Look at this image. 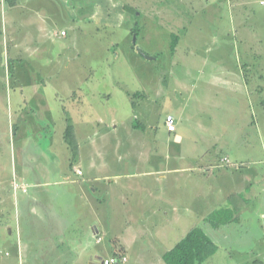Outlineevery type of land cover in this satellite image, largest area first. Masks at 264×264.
Masks as SVG:
<instances>
[{"label":"rangeland","instance_id":"1","mask_svg":"<svg viewBox=\"0 0 264 264\" xmlns=\"http://www.w3.org/2000/svg\"><path fill=\"white\" fill-rule=\"evenodd\" d=\"M261 1L44 0L39 10L47 18L44 31L57 29L59 33L67 31L69 35L58 39L52 34L53 37L46 42L45 37L40 38L42 35L36 33L37 27L30 29L24 44L25 68L17 74L20 81L16 85L22 90L19 92L14 86L15 75L5 62L6 53L13 54L12 50L16 49L10 42V6L2 0L0 198L4 200V195L9 196L11 185L19 189L20 181L27 184L51 182L42 188V198L49 201L45 206L52 212L66 209L72 203L70 195L73 197L71 179L64 172L70 150V145H66L70 129L73 131L71 142L80 145L82 155L89 154L91 159L93 150H102L99 144L103 142L107 144L108 159H117L116 164L123 167L121 172L103 181L105 196L108 190H114V193L107 197L108 203L98 205V226L102 227L104 235L101 244L93 242V250L100 256H109L118 240L119 245L128 248L124 264H143L144 260L154 262L159 247L160 251L167 253L196 227L202 228L219 246L218 253L210 258L211 264H231L229 253L243 259L247 255L245 250L254 247L249 255L258 256L262 235L257 234L256 229H214L198 215H181V210L189 205L187 202L194 199L192 193L196 185L184 182V176L191 172L179 174L180 171L176 170L179 169L176 166H180L177 150H168L160 136L167 135L164 122L168 115H173L181 123L176 133L183 138L179 140L183 149L180 153L201 152L213 142L207 140L211 131H217L215 133L221 137L226 135L223 125L227 124L222 119L227 122V109L219 112L216 123H210L214 118L207 112L208 103L198 105L196 98L191 96L193 92H185V86L191 88V85L208 78L200 75L202 70L207 73V69L241 63L240 53L245 47L254 45L245 38L251 41L260 39L264 43V6ZM136 16L139 17L137 20ZM14 18L18 19L19 13H15ZM138 22L142 25L141 31L130 38L126 32L135 28ZM73 25L75 27L71 28ZM11 33L20 35L22 32L16 27ZM174 34L180 37V43L172 53L171 36ZM134 38L138 39L137 46L142 53L131 50ZM61 42L65 50L59 49ZM36 68L42 74L34 73ZM36 79L45 81L42 91L40 87L31 86L38 83ZM79 84L83 85L81 91L77 90ZM72 86L78 91L77 100H82L73 103V97H58L69 94ZM137 92L144 93L145 98L133 100L129 96ZM180 92L182 99L188 98L186 102L178 98ZM83 94L86 98L82 97ZM61 110L65 115L60 120L58 113L61 114ZM211 111L215 110L212 108ZM131 121L140 124V128L132 129ZM130 131L138 137L139 145L135 149L131 143L122 142L131 140ZM193 138L199 142H194ZM57 149L61 152L57 153ZM123 150L129 153L125 154ZM170 155L172 160L168 159ZM79 161L88 176L89 160L82 161L81 156ZM169 162L172 172L164 182L155 183L160 177L157 172L163 171ZM43 165L48 169L46 172ZM193 173L199 174L200 171ZM57 181L60 184H55ZM128 181L141 182L139 189L148 184L159 185L164 189L162 195L166 189L167 195L171 196V204H166V211L170 210V213L160 214L168 223L166 238L161 237L164 240L158 237L156 226L162 219L156 218L157 215L153 218V213L149 212V208L159 201L144 197L143 204L148 212L135 210L133 207L139 198L131 195L133 190ZM14 211L13 208L12 213ZM5 217H8L7 213ZM4 223V218L0 217V264H20L13 253V244L19 243L21 236H10ZM119 245L117 254L125 255V249ZM158 256H161L160 252Z\"/></svg>","mask_w":264,"mask_h":264},{"label":"crops","instance_id":"2","mask_svg":"<svg viewBox=\"0 0 264 264\" xmlns=\"http://www.w3.org/2000/svg\"><path fill=\"white\" fill-rule=\"evenodd\" d=\"M43 1L17 0V3L13 6L9 5V14H11L9 19L10 42L14 43L16 51L12 50L14 51L13 54L12 52L10 54L9 52L6 53V57L5 55L4 57L6 58V65L15 75L14 79L17 81H15L14 86L15 90L19 92H22V90L21 87L18 88L16 85V82L20 81L17 74H20L21 70L25 68L23 63L24 53H26L24 44L27 42L30 29L37 27L36 33L38 36L42 35L40 38L45 37L46 42L53 37L52 34L58 39L67 38L69 35L67 31L59 33L57 29L44 31V24L47 18L39 11L41 10L40 3H43ZM2 3V0H0V5ZM15 13H19L18 19L14 18ZM28 16L30 19H28ZM136 26L140 27L138 31H141L142 25L139 22ZM16 27H19L23 34L13 35L11 32ZM74 27L73 25L71 28ZM132 30L130 28L126 32L128 33L126 35L130 38L133 37ZM63 32H65V35H62ZM137 36L139 37V35ZM143 39L145 40V38ZM245 40L249 43H254V45L245 47L244 51L240 53L241 63L238 62L240 65L231 63L227 68L207 69V73L202 70L200 75L208 78H204L198 84L191 85V88L185 86V92L189 93L192 91L193 95L191 96L196 98L198 105L202 106V104L208 103L209 109H207V112L214 118V120H210V123H216L219 112L227 109V122L225 123L224 119H222V122L227 124V126L222 124L223 133H226V135L224 134L221 137V135L218 136L215 133L217 131H211L208 133L210 138L207 136L204 138L213 140V142L201 149V152L180 153L179 151L183 149L179 140H183V138L181 134H176L181 127L180 120L176 118V131L169 132L165 124L167 135L163 134L160 137L163 138L168 150H177L176 155L179 158L180 166H176V168H179L176 170L180 171L179 174L191 172L184 176V182L191 186L196 185L192 193L194 199L187 202L189 205H187L186 209L181 210V215L195 214L208 223L206 221L207 218L216 211L228 210L232 215L228 224L217 228L211 225L214 229L240 227L241 229L251 230L254 228L257 234L262 235V247L259 250L261 253L258 256L249 255L255 247L245 250L247 255L243 259L236 258L229 253L231 264H264V43L260 39L251 41L245 38ZM61 43L59 49L61 47V50H65L63 42ZM243 43H245L244 40ZM138 44V39H136V46ZM136 46L132 43L131 50L134 53ZM18 56L20 57L19 60L17 59ZM38 69L36 68L34 73L42 74ZM44 82L42 79L38 83L31 84V86L40 87L39 89L42 91ZM77 87V90L81 91L83 85L79 84ZM70 88L72 89L68 91L70 92L69 94H60L58 97L63 99L64 97L68 99L73 97V103L82 100V98L77 100L78 91L76 87L72 86ZM60 91L66 92L64 88H60ZM194 91H196V94H194ZM129 96L133 100L139 97L145 98L144 93L140 94L139 92ZM177 96L182 99L183 95L180 92ZM82 97L86 98V94H83ZM186 100L188 98L182 99V102H186ZM212 108L215 110L214 112L211 111ZM198 111L200 112V109ZM50 113L52 112L50 111ZM58 115L60 120L63 119L64 110H61V114L58 113ZM199 122L198 119L197 123ZM140 126L136 121L130 122L132 129H139ZM172 134L175 135L173 136ZM133 135L135 136L133 137ZM74 136L76 138V134ZM129 137H131V140L122 141L123 144L131 143L132 149L138 147L137 134L130 131ZM193 141L199 142L196 138H193ZM66 142L67 146L70 145L68 146L70 150H68L64 172L67 175L69 174L68 177L71 179L69 184L73 185L70 190L73 197L69 194L70 202L72 203L66 209L64 208L62 212H52L45 206L49 201L42 198L44 191L42 188L44 185H50L51 182L27 184L20 181L21 186L18 185L19 189L11 185L9 196L4 195V200L0 198V206H2L0 217L5 220L4 229L6 231L9 230L10 236L15 234L21 236L19 243L13 244V253L17 255L20 264H101L102 259H110L119 255L117 254L118 240L115 241L114 248L107 257L100 256L97 251L93 250L95 247L93 242H96L97 245L101 244L104 235L102 227L98 226V205L104 204L106 201L108 203L107 197L114 193V190L107 191L105 189L107 191L105 196V184L103 181L108 180L116 172H121L123 167L120 164H116L117 159H108L109 152L105 148L106 142V145L100 142L99 145L102 150H93L91 159L89 154L85 153L82 155L80 145L71 144L67 138ZM116 151L119 152L120 150ZM123 151L125 152V150ZM56 152L60 153L61 150L57 149ZM81 156L82 161L85 158L89 160L88 176L87 170H83L80 166L81 161L79 160ZM225 157L230 160V164L222 167L221 161ZM168 159L172 160V156L170 155ZM165 166L163 171L157 172L160 177L155 183L164 182L163 180L166 179V176L172 172L170 162ZM22 168L26 169V166L22 165ZM42 168L45 172L48 170L44 165ZM79 171L82 172L81 175L78 174ZM193 171H200L201 174H194ZM55 184H60V182L57 181ZM128 184L133 190L130 192L131 195H138L139 198L134 204L133 208L135 210L146 211L143 198L153 197L159 201L155 202L156 206L149 208V212L153 213V218L157 215L156 218L162 219L165 218L160 215L162 212L165 215L170 213V210L166 211V204H171V196L167 195L166 189L164 195H162L161 191L164 189L162 190L159 185L154 187L148 184L143 186L145 187L143 191V187L139 189L141 182L133 183L128 181ZM162 186L165 188V185ZM101 195L106 198L103 197L101 199ZM166 197L168 199H165ZM42 199L45 200L42 201ZM150 202L152 203L151 199ZM13 208L15 211L12 213ZM72 208L75 210H72ZM6 213L8 217H5ZM167 224L162 219L161 223L156 225L158 237L161 238L163 236L166 238ZM159 228H161L160 231ZM140 229L142 231V228ZM22 235L25 237L23 238ZM99 238L101 239L100 242ZM161 239L164 240V238ZM6 240L9 241L8 236ZM158 243L160 244V242ZM121 245L125 249V256L128 258L127 246ZM156 252L154 262L149 261L147 263V260H144L143 264H165L163 262L164 251H160L159 247ZM159 252L161 256H158ZM210 261L209 258L204 264H211L212 262Z\"/></svg>","mask_w":264,"mask_h":264},{"label":"trees","instance_id":"3","mask_svg":"<svg viewBox=\"0 0 264 264\" xmlns=\"http://www.w3.org/2000/svg\"><path fill=\"white\" fill-rule=\"evenodd\" d=\"M5 4L13 6L17 0H4ZM128 8V7H127ZM136 20L139 18L135 17ZM139 28L136 26L132 30V34L136 35ZM180 37L176 34L172 36L171 52L174 53L179 45ZM138 127V125H136ZM73 131L67 132V140L71 142L73 139ZM73 142H71L72 144ZM231 213L223 209L216 211L207 218V222L217 228L227 225L231 219ZM218 252L216 243L204 232L202 228L192 229L173 249L163 255L165 264H204L209 258Z\"/></svg>","mask_w":264,"mask_h":264},{"label":"built area","instance_id":"4","mask_svg":"<svg viewBox=\"0 0 264 264\" xmlns=\"http://www.w3.org/2000/svg\"><path fill=\"white\" fill-rule=\"evenodd\" d=\"M260 4L264 6V0H262L260 2ZM62 35H65V32H63ZM165 124H166V128L169 132H175L176 131L177 121L173 115L167 116V118L165 120ZM229 164H230V160L227 157L222 159V161H221L222 167L228 166ZM78 174L81 175L82 172L79 171ZM24 191H26V190L24 189ZM100 241H101V239H99V242ZM126 262H127V257L125 255H121V254L114 256L110 259H102L101 260V264H124Z\"/></svg>","mask_w":264,"mask_h":264},{"label":"water","instance_id":"5","mask_svg":"<svg viewBox=\"0 0 264 264\" xmlns=\"http://www.w3.org/2000/svg\"><path fill=\"white\" fill-rule=\"evenodd\" d=\"M133 44L136 46V38H134ZM136 50L142 53V49L139 46H136Z\"/></svg>","mask_w":264,"mask_h":264}]
</instances>
